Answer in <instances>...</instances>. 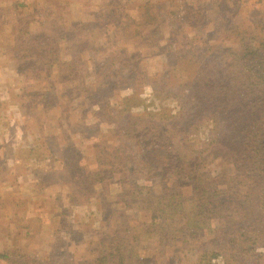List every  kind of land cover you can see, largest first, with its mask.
Masks as SVG:
<instances>
[{"label": "rangeland", "instance_id": "1", "mask_svg": "<svg viewBox=\"0 0 264 264\" xmlns=\"http://www.w3.org/2000/svg\"><path fill=\"white\" fill-rule=\"evenodd\" d=\"M193 5L207 6L205 27L182 21ZM111 10L108 32L71 28ZM260 38L264 0H0V46L11 61L0 65L19 69H0V92H12L0 105V136L12 139L0 143V251L12 264H43L49 254V264H93L117 235L125 264H224L223 238L249 228L264 237V173L222 144L260 115L237 106L233 116L219 103L232 71L238 82L248 75L240 57ZM195 63L215 86L189 82ZM187 99L191 117L182 115ZM11 147L20 164L6 155ZM137 154L156 170L142 164L132 188L127 169L137 168L129 162ZM173 209L188 223L175 239L172 224L160 223ZM200 249L214 252L197 259ZM236 256V264H264V255Z\"/></svg>", "mask_w": 264, "mask_h": 264}, {"label": "trees", "instance_id": "2", "mask_svg": "<svg viewBox=\"0 0 264 264\" xmlns=\"http://www.w3.org/2000/svg\"><path fill=\"white\" fill-rule=\"evenodd\" d=\"M205 8H207L206 5H193L192 7H190V12L189 14L186 13V15H189V17L184 16L182 17V21H187L188 24H193L195 22L194 27L200 26L202 25V27H205L207 22L209 23L210 19H207V12L205 11ZM113 13H115L117 15V13L115 11H106L103 13H99L97 14L98 17L95 19L94 22L90 23V24H86V23H81V22H73L70 23L71 28L75 29L78 32H81L82 30H84L87 25H91V28H93L92 30L95 32L96 30H102L105 29L106 32L109 31L108 27L110 24H113L115 22V17H113ZM220 20H226V16L221 15ZM218 21V23H221V21ZM119 21V22H118ZM125 21L123 20H118L117 19V23L118 24H123ZM94 24V25H93ZM189 24V25H190ZM128 26V24H126V26H124V29ZM219 26H221V24H219ZM80 36V35H79ZM90 41L92 42V38H90ZM89 41V42H90ZM145 42V41H144ZM260 44H258L253 51L248 52L245 51L244 52V56L245 58L240 57L241 60H243L242 62V67L247 71L248 75L245 77L244 81L238 82V79H236L235 73L234 71H232L231 73V77L229 82H227L226 85H230V86H226L225 88H219V103L222 104L224 102V99L226 100V105H225V109L228 110L230 113L233 114V116L235 115L236 107L240 106L241 109L238 110V113L243 112L245 115H249V116H253L256 117V115H258L259 113V119L256 120L254 119L252 121V123H246L247 125H245V127H243V135H241V131L236 133L235 135H230L231 137L224 139L225 141L222 144H230L231 147L238 152L237 154L240 155L239 157V163H242L241 160L243 161L244 158H246L247 161H251V159H255L256 161H258V166H254L251 168V170L254 171H260V173H264V97L261 99L258 97V93H260V89L259 87H263L264 90V38H260L259 41ZM189 45V44H188ZM183 49L185 48L184 46L182 47ZM190 56H188V53H183L182 56H180L181 59V63L185 62L188 60ZM192 58V57H191ZM92 61L97 62V58L92 59ZM115 63L118 64L117 60H114ZM198 60L196 59L195 61H191V63L193 62H197ZM104 65H109V68L112 69L114 65V63L112 61H104ZM180 63V64H181ZM122 64V63H121ZM120 64V65H121ZM179 63H176L175 66H177ZM205 64V63H203ZM196 66L195 68V73L191 74L190 77H192L191 79H189L191 83H196V84H207L206 86L210 87V86H215V83L202 78V74L200 73V71L203 70V67L200 64H193ZM230 68H234V66L230 65ZM207 70L206 68H204V71ZM208 71V70H207ZM211 72L208 71V73L205 75V77H209L211 76ZM256 79H254V77L252 76H256ZM134 84V83H133ZM228 96V99L227 97ZM222 97V98H221ZM255 97V99H254ZM132 96H125V99H131ZM257 100V101H254ZM187 103L183 104V114H186L187 117H191L194 115V112L192 113H188L194 106L193 103H191L194 100H186ZM246 101V105L242 106L241 103L239 102H245ZM259 102V103H258ZM101 104H103L101 102ZM188 106V111H187V107ZM186 108V109H185ZM198 112V111H197ZM177 115V114H175ZM173 118H175V116H172ZM227 117V115L225 116ZM228 118L231 120L233 117L228 116ZM177 119V117H176ZM185 121H188V119L185 118ZM186 123V122H185ZM183 127L185 128H190L188 125H184ZM195 127L196 129L198 128V124L195 123ZM195 129V130H196ZM194 130V131H195ZM226 131L222 132V135L226 138L227 134H225ZM241 135V136H240ZM214 140V139H213ZM213 142V141H210ZM209 142V143H210ZM208 143V144H209ZM236 147V149H235ZM145 153V152H143ZM138 155V154H137ZM132 155V157L129 158V162L130 163H134L137 164V168L136 169H127L128 174L130 175L131 178H133L132 181V185L135 188V186L137 185V181H139L140 179H143L142 176H145V173H143L145 171L144 167L148 166V172H151V170H156L155 167H151L149 165V161H147L145 159V156L143 157L141 154H139L138 156ZM235 157V155H233ZM161 155H158V158H161ZM253 157V158H252ZM116 165H114L115 167ZM126 166V165H123ZM142 166V168H141ZM140 167V169H139ZM257 169V170H256ZM102 171H98L99 174H101ZM96 176H99L95 173ZM102 178L100 177L98 180H101ZM95 182V181H94ZM205 193V190H203ZM214 195V194H213ZM162 208V207H161ZM160 220L163 219L165 217V215L163 213L160 214ZM184 215H177L176 211L173 209L172 210V217H168V219L170 218L171 221H167V224H165V220H161L160 223H163L164 227L168 228V225L170 226L172 224L171 227V231H172V236L174 237V239L177 237V234H175V232H182L185 227L187 226V221H184L183 218ZM245 217H248V214L242 212L240 213V219H244ZM159 220V221H160ZM230 221V220H227ZM153 225H155V220L152 224H150L149 226L152 227ZM177 226V228H176ZM132 229L134 228H130V227H126V233L127 232H132ZM139 229V228H135L134 230ZM144 230L145 233H149L151 232L150 229L147 228H140L139 230ZM257 229L255 228H249V229H238L236 230L234 233H232L230 235V239H225L223 237H220V239L223 238V241L220 242L223 245L221 246L222 250H220V252L223 254V257H225V262L224 264H236V262L238 261V257L236 255H247L249 253H254L255 258L261 259L260 257L262 255H264L262 253H258L255 254L257 251V248H259L260 246H264V237H259L256 233H257ZM193 233V232H192ZM176 235V236H175ZM117 235H114L111 239V241H109L110 246L107 248L105 247L104 249H102L101 251H99L100 253L98 254V256L93 257V264H115V261L113 260V257H115V255H117L118 253H120L121 257L120 260L118 262V264H125L126 258L123 255V252L121 250V244H118V237H115ZM131 236V234L129 236H126V238H129ZM182 236V235H181ZM110 237V235H109ZM259 239H261V241L259 242ZM186 240V239H185ZM138 241H136V245H137ZM173 243V242H172ZM226 245V246H225ZM219 246V245H218ZM225 246V247H224ZM225 252H224V251ZM199 252H201L198 255L199 259L200 257H202V255L207 256L210 252H214L213 250L209 249L206 252L202 251V249L199 250ZM229 259L226 258L227 256H229ZM50 254L48 255V260L45 259V261H43V264H49L50 260ZM231 257H235L236 260L235 261H231ZM0 258H5L8 259L9 262H13V258L12 255L9 254L8 252H0ZM54 259V257H53ZM52 260V259H51ZM149 260L148 259H144L141 258L138 262V264H143V263H147ZM262 261V260H261ZM195 264H201L200 260H197L195 262ZM208 264H212V263H208ZM259 264V261L258 263Z\"/></svg>", "mask_w": 264, "mask_h": 264}, {"label": "crops", "instance_id": "3", "mask_svg": "<svg viewBox=\"0 0 264 264\" xmlns=\"http://www.w3.org/2000/svg\"><path fill=\"white\" fill-rule=\"evenodd\" d=\"M5 50H4V48L3 47H1L0 46V63H3V61L5 62V63H7V62H11L10 61V59L6 56V54H5V52H4ZM16 62H18V63H20V61L17 59V61ZM0 69L1 70H5V72H14L15 73V75H16V70H17V72H19L18 70V68H16V70H12V69H10L9 67H7V69L6 68H4V67H2L1 65H0ZM7 95V94H12V92L10 91V90H8V91H2V92H0V105L1 104H5L4 102H6V103H8L9 102V99H5V98H3L2 97V95ZM9 97V96H8ZM7 97V98H8ZM4 100V101H3ZM12 100H13V98H12ZM17 116H19L18 114H17ZM20 118H21V116H20ZM14 123H16V124H18V121H15ZM10 140H12V139H8V137L6 136H3L2 138H1V136H0V143H2V142H8V141H10ZM3 144V143H2ZM12 144V143H11ZM2 151H3V147H2ZM7 151V153H6V155L8 156V158L10 159V158H12L13 160H14V164H20V161L16 158V156H14V155H16L15 153H16V151L14 150V148H12L11 147V150H6ZM1 151H0V157H1ZM8 159V160H9ZM12 159H10V160H12ZM29 161V160H28ZM27 161V162H28ZM27 162H25V163H27ZM0 170H2V168H0ZM16 199V198H15ZM19 199V198H18ZM1 252V251H0Z\"/></svg>", "mask_w": 264, "mask_h": 264}]
</instances>
